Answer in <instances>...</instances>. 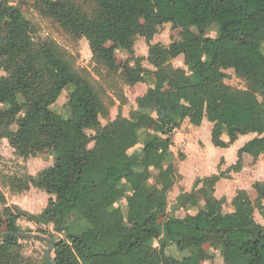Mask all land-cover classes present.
Returning <instances> with one entry per match:
<instances>
[{
  "label": "trees",
  "instance_id": "trees-1",
  "mask_svg": "<svg viewBox=\"0 0 264 264\" xmlns=\"http://www.w3.org/2000/svg\"><path fill=\"white\" fill-rule=\"evenodd\" d=\"M89 1L88 7L73 0H37L36 5L62 28L78 30L97 64L122 69L131 85L151 74L155 85L138 99V109L129 118L119 115L103 126L104 103L89 77L75 69L55 42L38 39L21 7L0 0V55L7 58L0 65L5 73L0 76V101H10L9 108L0 104V141L6 139L24 160L61 142L52 167L6 181L12 193L33 187L48 194L41 213L15 206L13 214L0 187V235L15 232L16 219L52 225L62 235L51 239L55 264H202L215 259L208 245L220 252L224 264H264V224L255 218L258 211L264 220V182L254 185L255 202L241 191L233 200L234 212L225 213V200H217L214 192L226 173L204 178L201 189L179 197V205L200 197L204 205L197 215L168 217L177 172L173 165L164 168L172 133L187 119L194 126L204 119L213 123L212 143L219 148H228L240 136L257 135L239 151L237 164L228 172L242 169L244 155L257 161L264 154V0ZM167 24L180 29V40L169 46L152 44ZM213 24L219 30L216 38L207 35ZM138 38L149 44L147 60L154 71L134 57ZM118 50L133 64L117 65ZM181 56L187 69L172 68ZM228 70L246 89L226 83ZM70 85L71 116L64 118L52 107ZM152 110L155 132L165 138H150L139 159L130 152L139 144ZM236 116L241 120L232 121ZM225 131L228 143L222 139ZM123 199L126 207L114 208ZM74 216L88 222L80 234L67 226ZM27 240L1 239L0 264H25L22 242ZM153 240L158 246L151 245ZM44 264H51L46 257Z\"/></svg>",
  "mask_w": 264,
  "mask_h": 264
},
{
  "label": "rangeland",
  "instance_id": "rangeland-1",
  "mask_svg": "<svg viewBox=\"0 0 264 264\" xmlns=\"http://www.w3.org/2000/svg\"><path fill=\"white\" fill-rule=\"evenodd\" d=\"M10 1L12 5L19 6L23 9L26 17L36 27L38 39L43 42H55L61 49L65 51L69 60L74 64L75 69L81 74H86L89 77L91 83L95 87L104 103L106 114L101 117V123L103 126H106L108 122L115 120L119 115L129 118L130 114L133 111L137 110V100L145 93L150 84L153 83V77L151 74H148V76L145 77V80L142 83L136 85L127 84L122 75V69L116 68L115 70L104 64H97L92 58V53L86 38L80 35V32L76 29L68 31L62 28L54 19L37 8V0ZM73 1H75L79 5H82L83 7H88L91 5L89 0ZM180 32V29H173L170 24L164 25L163 27H161L160 32L152 40V44H162L164 46H169L172 42L180 40ZM207 35L210 38H216L219 35V30L214 24L208 29ZM42 46L43 44H41V47ZM134 50L135 58H142L144 66L149 69H155L147 60L149 53V44L144 38H138L136 40ZM115 58L116 63L119 66L126 64L128 61H130L131 65L133 64V61H131V57L124 51L118 50L116 52ZM183 60V56L177 58L176 60H173L171 63L172 68L181 67L187 69L183 64ZM6 61L7 58L3 55H0V65L5 64ZM226 73L228 74V78L226 80L227 84L234 88L246 89L245 82L236 77L234 71L228 70ZM4 74V71L0 69V76ZM72 90L73 87L71 85L65 88L56 104L52 107L53 111L61 114L64 118H69L71 116V112L67 106V103ZM0 104L3 108H9L10 101L3 99L0 101ZM152 116L153 115L150 112V118L147 123V127L140 131V142L145 141L148 136H151V134H153L154 132L156 122ZM234 118H239L241 120L240 116H236L232 118V121L234 120ZM88 134L93 135L94 132L88 131ZM158 134L159 136H164L160 133ZM60 146L61 142L55 141L52 149H48L41 153H38L36 156L30 157L28 160H24L15 152L13 153L15 157H3L2 155H0V187L6 194L7 206L10 207L13 214L16 212L14 208L16 202H21V205L17 206H19L23 211L27 210L25 208H29V210H27L28 212L39 214L40 212H42L41 210L47 205L48 199L46 200L45 198H48L49 195L33 187L29 191H26L24 193H12L6 186V181L9 176L27 175L30 173L36 176L44 169L52 167L60 151ZM90 147H93V144H91ZM139 151L140 149L138 147V149L134 150V154ZM154 174H156L155 171ZM150 183L151 185L155 183L154 178ZM247 186H249V183H247ZM35 195H39L40 198L38 197V200H36ZM255 198L256 195L252 197V200L254 201ZM33 200H35L36 202ZM27 203H29V205L24 207L23 204ZM175 203L176 201H174L170 197V209L175 206ZM229 209H231V205L230 203H226V210ZM3 210L4 206L0 205V216L3 214ZM170 214L172 213L170 212ZM255 218L257 222H260L262 224L264 223V220L258 211L255 212ZM8 221V217H6L5 222ZM161 221H163V218L160 219L159 222ZM12 224V229L15 232L31 233L43 237L41 241L29 239L22 242V254L25 258V264H44L46 251L48 249L46 240L51 241V239H59L60 237H62L61 234H57L54 232L52 225L46 227L36 226L26 221L25 219L13 220ZM67 226L71 233L80 234L88 228V222L80 216H74L68 220ZM4 229L8 228H6L5 226ZM153 242L155 243L154 240ZM206 248L210 252H212V250H215L216 255L213 262L206 261L202 264H224V260L218 250L212 248L209 245ZM177 256H180V254H177Z\"/></svg>",
  "mask_w": 264,
  "mask_h": 264
},
{
  "label": "crops",
  "instance_id": "crops-1",
  "mask_svg": "<svg viewBox=\"0 0 264 264\" xmlns=\"http://www.w3.org/2000/svg\"><path fill=\"white\" fill-rule=\"evenodd\" d=\"M183 64H184V60H183ZM149 70L154 71V69L151 68ZM154 85H155V80L153 78V83H151L148 88L153 87ZM148 88L146 89L143 95L146 94ZM150 112L152 113L153 115L152 117L155 119L156 122L157 120L156 113L153 110ZM239 121L235 120L234 122L239 123ZM213 126H214L213 123L209 122L207 119H204L200 126L192 125L190 120L187 119L180 128L175 129L172 133L171 136L172 145L169 149L167 159L164 163V168H167L170 165L175 166L177 177L175 180V184L169 193L168 217L186 218V217L196 216L197 213L202 208V206L204 205V201H202L201 198L199 197V199L195 200L191 204L179 205V197L183 194H191L192 192L201 189L203 186V183L200 182L201 180L207 177L219 175L220 173H226V176L221 178L217 182L215 186L214 197L217 200H225V205H224L225 213L234 212L235 209L233 206V200L237 196V194L241 191L247 192L251 200L252 197H254L255 195H256L255 200L257 199V193L254 189V185L258 182H264V154L261 155V157L257 161H254L250 155L246 154L243 156L242 169L238 172L235 171L228 172L230 168H232L237 164L239 160V151L248 142L256 138L257 135L248 134V135L240 136L237 139V141L234 144L230 145L228 148H219V147H215L212 143ZM153 134H151V136H148V138L143 142H140L139 139V144L134 149H132L130 153L134 154L135 153L134 150L138 149L139 147L140 151L134 155H136L140 159L143 155V149L145 143L150 138H158L161 136V135L159 136V134L155 132V129ZM161 137L165 138V136H161ZM222 139L226 143L229 142V137L226 131L223 133ZM175 144L177 145L183 144L182 145L183 148L180 150V152H177L175 150L174 147ZM13 153L14 150L10 147L8 141L6 139L1 140L0 155H2L3 157L6 156L15 157ZM29 175L35 176L34 174L31 173ZM247 183H249V186H247ZM38 197L40 198L39 195H35L36 200H38L37 199ZM170 197L171 199L176 201L175 206L172 209H170ZM45 199L49 200L50 196H48V198ZM255 200L252 201L255 202ZM20 203L21 202H16V205L14 206L21 205ZM226 203H230L231 209L226 210ZM23 205L24 207H26L27 205H29V203ZM126 205H127V200L123 199L122 201L117 203L114 206V208L117 207L125 208ZM46 206L42 210L41 209L40 210L43 211L46 208ZM25 209L29 210V208H25ZM27 210L26 212H28ZM170 212L172 214H170ZM154 241L155 243L152 241L151 245L155 247L158 246L157 241L156 240ZM211 253L216 255L215 250H212Z\"/></svg>",
  "mask_w": 264,
  "mask_h": 264
},
{
  "label": "water",
  "instance_id": "water-1",
  "mask_svg": "<svg viewBox=\"0 0 264 264\" xmlns=\"http://www.w3.org/2000/svg\"><path fill=\"white\" fill-rule=\"evenodd\" d=\"M6 237H18V238H28V239H40V240L43 239V237H41L40 235H35V234H31V233L6 232V233H3L0 235V240L4 239ZM46 244H47V248H48L46 251V259L51 264H55L51 258V252L53 249V244L50 240H46Z\"/></svg>",
  "mask_w": 264,
  "mask_h": 264
},
{
  "label": "built area",
  "instance_id": "built-area-1",
  "mask_svg": "<svg viewBox=\"0 0 264 264\" xmlns=\"http://www.w3.org/2000/svg\"><path fill=\"white\" fill-rule=\"evenodd\" d=\"M183 144H181V145H177V144H175V150L177 151V152H180V150L183 148V146H182Z\"/></svg>",
  "mask_w": 264,
  "mask_h": 264
}]
</instances>
